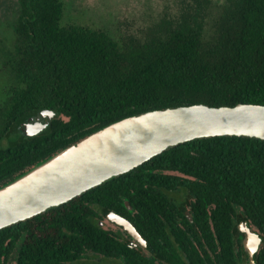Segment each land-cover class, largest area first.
Returning <instances> with one entry per match:
<instances>
[{
	"label": "trees",
	"instance_id": "obj_1",
	"mask_svg": "<svg viewBox=\"0 0 264 264\" xmlns=\"http://www.w3.org/2000/svg\"><path fill=\"white\" fill-rule=\"evenodd\" d=\"M13 48L5 53L11 85L0 105V184L56 150L118 118L149 109L203 103L264 104V0H223L207 23L210 0H180L178 12L111 36L64 21L62 0H17ZM55 112L48 127L21 135L39 111ZM17 137L11 138V134ZM179 171L189 176L151 172ZM183 188L217 206V236L226 258L236 233L231 211L242 208L264 226V140L247 136L194 138L152 156L70 200L0 229V264L16 244L15 264H111L83 260L93 251L146 264L141 251L99 225L100 211L129 214L172 204ZM104 213V212H103ZM140 231L145 221L133 219ZM229 219V221H228ZM145 235V233H143Z\"/></svg>",
	"mask_w": 264,
	"mask_h": 264
},
{
	"label": "water",
	"instance_id": "obj_2",
	"mask_svg": "<svg viewBox=\"0 0 264 264\" xmlns=\"http://www.w3.org/2000/svg\"><path fill=\"white\" fill-rule=\"evenodd\" d=\"M55 116L44 109L18 126V132L37 134ZM247 136L264 140V104L203 103L149 109L118 118L79 140L37 160L0 184V229L62 204L113 176L142 164L170 146L209 136ZM123 205L131 210L127 200ZM120 225L143 246L146 241L125 217L113 214ZM242 245L254 264L260 237L243 222Z\"/></svg>",
	"mask_w": 264,
	"mask_h": 264
},
{
	"label": "flooded vegetation",
	"instance_id": "obj_3",
	"mask_svg": "<svg viewBox=\"0 0 264 264\" xmlns=\"http://www.w3.org/2000/svg\"><path fill=\"white\" fill-rule=\"evenodd\" d=\"M151 172L189 176L179 171L149 169ZM173 201L172 204L146 205L141 211L129 210V214H118L111 209H102L99 225L102 229L111 233L114 238L126 242L129 248L141 251L146 257V264H249L248 252L242 245L244 234L237 230L238 222H243L259 237L260 241L254 252V264H264V226L261 222L254 221V215L242 208L241 214L231 211L225 217L234 220L236 233L233 237H226L229 243L226 251L228 256L222 257V244L217 236L219 224L217 222V206L208 203L199 204V198L183 188H174L165 192ZM104 212V213H103ZM113 214L127 218L137 229L139 235L146 241L143 246L135 237L126 232L120 225L111 220ZM133 219L142 218L146 224V230L140 231ZM229 221V219H228ZM230 222V221H229ZM145 233V235L143 234ZM109 263L116 264L117 258L112 255H102ZM102 260V259H99Z\"/></svg>",
	"mask_w": 264,
	"mask_h": 264
},
{
	"label": "rangeland",
	"instance_id": "obj_4",
	"mask_svg": "<svg viewBox=\"0 0 264 264\" xmlns=\"http://www.w3.org/2000/svg\"><path fill=\"white\" fill-rule=\"evenodd\" d=\"M62 2L65 8V22L101 28L113 37L120 34H137L140 29L147 28L162 16L175 14L180 8V0H62ZM222 3L223 0H210L207 23L218 13ZM17 11V0H0V105L7 99L11 85L8 67L5 64V53L13 48L15 42L12 23ZM11 135V138L17 137L16 133ZM7 143V139H4L0 146L5 147ZM17 252L18 244L9 254L7 264H15ZM83 260L109 263L105 258L91 252L83 254Z\"/></svg>",
	"mask_w": 264,
	"mask_h": 264
}]
</instances>
